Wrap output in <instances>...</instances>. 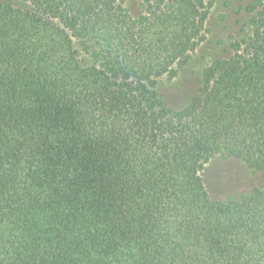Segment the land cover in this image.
<instances>
[{
    "label": "trees",
    "instance_id": "trees-1",
    "mask_svg": "<svg viewBox=\"0 0 264 264\" xmlns=\"http://www.w3.org/2000/svg\"><path fill=\"white\" fill-rule=\"evenodd\" d=\"M138 1L0 0V264H264V186L201 175L264 172V0L178 108L211 2Z\"/></svg>",
    "mask_w": 264,
    "mask_h": 264
},
{
    "label": "rangeland",
    "instance_id": "rangeland-1",
    "mask_svg": "<svg viewBox=\"0 0 264 264\" xmlns=\"http://www.w3.org/2000/svg\"><path fill=\"white\" fill-rule=\"evenodd\" d=\"M254 0H210L206 19V38L190 54L187 63L172 78L161 77L157 87L167 108L185 105L196 93L203 69L226 55L231 42L248 33L251 13L248 5ZM126 8L139 13L138 0H125ZM204 185L213 198L237 197L254 186H264V172L248 168L234 158H212L201 171Z\"/></svg>",
    "mask_w": 264,
    "mask_h": 264
}]
</instances>
